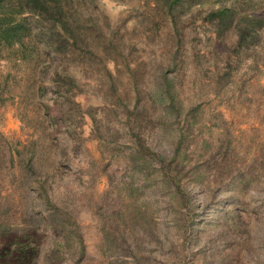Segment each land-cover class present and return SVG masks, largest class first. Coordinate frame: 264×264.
<instances>
[{
	"label": "trees",
	"instance_id": "obj_1",
	"mask_svg": "<svg viewBox=\"0 0 264 264\" xmlns=\"http://www.w3.org/2000/svg\"><path fill=\"white\" fill-rule=\"evenodd\" d=\"M140 1L143 9L130 17L132 36L153 37L167 27L160 37L163 51L150 54L148 63L135 55L141 37L123 41L124 36L108 34L97 23L91 8L95 0H0V105L13 101L12 92L20 88L21 109L27 102L39 109L37 98L44 94L47 115L52 111L57 128L51 137L42 127L29 153L47 137L65 156L74 150L73 124L81 126L87 115L101 158L109 160L102 167L104 189L98 201L88 203L99 223L101 260L95 262L86 253L78 222L80 196L65 191L59 197L55 190L73 183L59 172L68 163L60 165L55 158L42 173L30 155L27 169L42 193L48 233L43 255L39 247L27 264H157V259L192 264L196 255L199 264L239 260L244 213L253 210L246 205L247 177L264 176V151L247 162V150L239 155V138L225 127L212 133L205 125L198 102L236 86L243 95L246 82L238 86L231 72L247 60L254 73H264V0ZM201 32L208 36L200 38ZM200 44L207 53H200ZM187 59L191 83L184 79ZM121 68L130 75L131 98L119 91ZM101 73L107 88L98 94L105 106L82 110L76 96L96 93L92 82H101ZM28 89L31 94L24 97ZM96 111H102L100 120ZM4 229L0 224V232Z\"/></svg>",
	"mask_w": 264,
	"mask_h": 264
},
{
	"label": "rangeland",
	"instance_id": "obj_2",
	"mask_svg": "<svg viewBox=\"0 0 264 264\" xmlns=\"http://www.w3.org/2000/svg\"><path fill=\"white\" fill-rule=\"evenodd\" d=\"M91 8L97 23L107 28L108 34L113 32V36L118 38L124 36L123 41L135 37L131 35L135 25L131 24L130 17L143 9L140 0H129L124 3L95 0ZM125 21L127 22L124 24ZM135 30L137 32L135 35L140 33L138 28ZM166 31L167 27L162 26L153 34V37L148 36L149 33L140 36L141 39L135 44V55L139 57V60L148 63L150 62L148 57L150 54L159 55L163 51V46L160 45V37ZM199 36L200 38L206 37L208 34L201 32ZM140 37H135V40ZM199 46L201 54L207 53L202 44ZM185 50L186 54L189 55V50ZM189 61L190 59H187L184 79L191 83L192 67ZM258 67L262 71L261 66ZM130 69H133L132 64H130ZM3 71L4 67L0 64V78ZM121 71L118 75L121 82L118 83L119 91L123 90L131 98L135 94L130 88V75L124 71V68ZM253 71L249 60H247L241 68L231 72L234 76L233 80L238 86L241 85L242 81L246 82V86L243 87L245 92L243 95L237 92L238 87L236 86L230 87L229 90L219 96L208 93L198 102L204 111L203 117L207 120L205 125L210 126L212 133H216L217 129L225 127L232 132L234 137L239 138V155L243 156L244 151L247 150L248 154H245L247 162L264 151V73H254L255 71ZM98 78L101 82H92L93 90L96 93L76 96L75 100L82 110L88 108L103 109L105 106L102 104V98L98 93L106 91L107 86L104 85L105 79L102 77V73L99 74ZM46 81L43 82V85H47L48 82ZM19 87L23 88V86ZM20 91H22L20 88L14 90L12 92L15 97L13 101L6 99L4 104L0 105V224L5 227L0 232V264H27L30 259L36 256L39 247L43 255V250L47 246V213L45 205L41 201L42 193L39 191L36 176L30 177L27 169V161L30 155H32L31 163L42 173H47L49 161L52 162L55 158L59 159L60 165L64 162L68 163L64 166L65 168L61 167L59 172L63 173L73 183L67 181V184L62 186L56 185L55 190L56 193L60 194L59 197H62V193L65 191L72 192L71 195L76 193L80 196L81 202L77 204V209H79L78 222L83 234L86 253L94 257L95 262H100L101 257L96 248L99 240L97 226L99 223L94 209H91L88 203L98 201L104 189L106 179L102 167L109 160L103 161L101 158L99 141L92 136L90 131L91 120L85 115L81 126L73 124L74 127L76 126L74 132L76 138L71 140V147H74V150H70L65 156H61L58 143L47 140V137L43 145L36 143L34 152H30V154L29 151L32 149L30 142L38 139L43 131L42 127L46 128V133H51V137L52 133L57 134V128L51 118L52 111H49L51 116L47 115L46 112L47 96L41 95L40 98L43 100L37 98L39 99L37 100L39 109L33 103L28 106L29 102L27 101L26 108L21 109L17 100ZM238 93L240 94L238 95ZM27 94H31L29 89L25 94L23 93V96L25 97ZM4 95L8 96L6 93ZM96 112L97 119L100 120L102 111ZM75 121L77 124L80 120L77 117ZM195 130H197V126ZM196 132L195 136L198 137ZM113 171L118 172V169H113ZM57 173L58 171L55 170L56 179ZM64 173H67L68 176ZM247 179H249V197H246V205L253 210L249 214L244 213L246 223L245 244L240 246L241 251L236 264H264V202L258 204L260 201L258 199L264 197V176L254 172L253 175H248ZM36 201L37 203H35ZM4 220L12 221V223H6ZM155 221H160V218L155 217ZM20 227L21 229H19ZM172 233L173 231H171L170 237H172ZM174 238H177V235H174ZM153 253L157 254L158 251H153ZM165 256L167 254H162L161 258ZM163 262L157 259V264H164ZM192 264H199L198 255L193 257Z\"/></svg>",
	"mask_w": 264,
	"mask_h": 264
}]
</instances>
